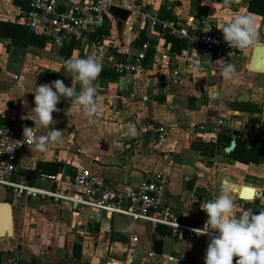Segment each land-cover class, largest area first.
<instances>
[{
    "label": "crops",
    "instance_id": "crops-1",
    "mask_svg": "<svg viewBox=\"0 0 264 264\" xmlns=\"http://www.w3.org/2000/svg\"><path fill=\"white\" fill-rule=\"evenodd\" d=\"M55 1L60 10L81 2ZM112 1L113 6L130 12L125 22L119 25L109 11L107 24L97 33L56 45L43 37L39 38L44 43L30 37L18 23L21 9L13 0H0V22L9 24L0 27V125L17 121L22 138L25 126L34 127V85L59 79L80 91V83L64 70L63 60L96 53L102 71L108 72L96 82L101 117L89 122L79 106L61 97L53 127L65 132L63 142L46 153L23 145L14 181L53 189L54 185L37 179V166L52 163L60 165L59 188L67 193L76 192L73 179L81 169L116 191L127 192L160 174L164 180L161 201L187 224L197 219L205 224L201 203L214 198L221 181L230 185L241 209L245 208L239 199L241 187L259 193L251 201L254 211L264 206V159L258 165L237 163L227 156L229 146L223 142L217 153L210 151L219 136L234 140V132L252 135L263 128L260 139L264 142V73L249 70L254 48L228 61L239 73L232 80L222 77L223 63L217 61L201 59L204 70L191 73L188 69L196 53L159 25L141 19L147 14L188 31L204 22L224 26L235 15L249 14L250 0L230 8L222 7V0ZM254 20L264 45V19L254 15ZM143 44L148 49L141 73L125 78L111 74L113 63L131 59ZM14 101L18 108L12 106ZM253 107L259 111L245 112ZM130 122L136 126L135 137L125 134ZM38 132L46 134L43 129ZM0 202L10 203L14 226L12 238L0 239L2 264L14 253L19 257L15 264H204L203 240L190 241L183 234L158 235L143 220L86 208L74 212L67 203L52 199L17 201L12 191L2 187ZM129 225L135 227L129 231ZM155 241L161 242V255L154 253Z\"/></svg>",
    "mask_w": 264,
    "mask_h": 264
},
{
    "label": "built area",
    "instance_id": "built-area-1",
    "mask_svg": "<svg viewBox=\"0 0 264 264\" xmlns=\"http://www.w3.org/2000/svg\"><path fill=\"white\" fill-rule=\"evenodd\" d=\"M113 6L112 0H81L71 8L60 10L55 0H32L28 10H20L18 23L37 37H43L48 42L61 45L71 42L88 33H93L107 24L109 10ZM91 18L93 22L85 23ZM142 21L149 20L151 25H159L161 29L186 44L190 50L196 51L200 59L228 62L249 49L237 50L230 48L224 41L223 25L204 22L194 30H178L167 22L158 21L147 14L141 15ZM207 26L212 30L204 33ZM148 49L143 44L140 50L129 60H121L112 64V69L121 78L134 76L143 71V61ZM251 49V48H250ZM234 55L228 56L229 52ZM18 108V102L12 103ZM221 124V122H218ZM6 129V137L0 135V187L12 191L14 199L20 200H56L67 203L71 211L77 212L82 208L95 213L106 215H122L132 219L146 221L155 229L158 225L171 230V235H185L190 241L203 240L204 253L210 238L206 235H196L191 229L196 228L186 224L170 206L164 204L161 193L164 180L160 174L153 180H145L127 192L116 191L113 187L102 182L100 178L87 169L76 172L73 179L74 193H67L59 188L58 175L38 172L37 179L43 183L55 186L53 189H44L30 185L27 181H14L19 149L25 144L22 138V129L17 121L8 125H0V132ZM248 140V138H245ZM79 234L87 235L86 230H79ZM135 242L136 238L132 237ZM151 256V255H149ZM19 257L14 253L7 264H15Z\"/></svg>",
    "mask_w": 264,
    "mask_h": 264
},
{
    "label": "clouds",
    "instance_id": "clouds-1",
    "mask_svg": "<svg viewBox=\"0 0 264 264\" xmlns=\"http://www.w3.org/2000/svg\"><path fill=\"white\" fill-rule=\"evenodd\" d=\"M240 0H222V7L230 8ZM93 22L91 18L85 23ZM212 30L207 26L204 33ZM222 36L229 47L245 50L260 46L258 30L255 26L254 14L235 15L234 18L222 27ZM196 52V51H195ZM234 55L229 52L228 56ZM201 57L197 55L191 60L189 71L200 73L204 70ZM207 62L211 63L209 58ZM221 75L225 80H232L238 76L236 65L232 62H223ZM63 68L71 74L72 79L79 82V92L73 87L66 86L62 80L52 81L50 84L35 86L34 127L23 128V139L31 150L46 153L51 146L63 142L64 131L55 129L53 113L61 97H64L82 109V115L89 122H95L102 115L101 105L98 103L99 85L96 83L103 70L101 58L96 53H90L85 58L72 57L62 61ZM43 129L46 134H39ZM126 135L135 137L137 129L134 123L126 125ZM6 129L0 132L6 139ZM190 205L187 208L188 214ZM207 220L203 228H193L196 235H206L210 238L204 257V264H264V210L254 214L252 208L241 209L234 198L230 185L221 181L217 194L213 199L201 203ZM135 225H129L131 231Z\"/></svg>",
    "mask_w": 264,
    "mask_h": 264
},
{
    "label": "trees",
    "instance_id": "trees-1",
    "mask_svg": "<svg viewBox=\"0 0 264 264\" xmlns=\"http://www.w3.org/2000/svg\"><path fill=\"white\" fill-rule=\"evenodd\" d=\"M31 1L32 0H13V3L14 5L18 6L21 10H28ZM248 12L251 14L260 16L262 19H264V0H250L249 5H248ZM164 19H169V16L165 15ZM3 26H9V24L0 22V27H3ZM23 30L25 32L26 31L28 32V30L24 27H23ZM29 35L32 38L41 39L43 43L46 41L43 38L33 36L31 33H29ZM68 47H69L68 50H70L72 45ZM106 74H108V72L102 71L100 75L104 76ZM111 74L116 75V77H119V75L115 73L114 71H111ZM252 109L253 110H251V108H247L245 112L247 111L248 113H257L259 111L258 108H255V107H253ZM262 132H263V128L257 134H252V135L249 133L238 134V136H236L234 139L235 147L230 153L227 154V156L231 158L232 160H234L235 162L240 163V164L258 165L261 162V160L264 159V142L260 139V133ZM245 138H249V140H245ZM232 140L233 139H230L228 136H219L217 142L214 145H211L210 151L217 153L219 148L220 147L222 148V145L220 146L221 142L224 143L223 145L229 146ZM59 170H60L59 164H52V163L51 164H39L37 166V172L42 171V172L53 174V175H56L59 172ZM188 225L192 227H196V228H203L204 221L202 219H197L194 222H189ZM155 233L158 235L170 236L171 230L165 226L158 225L155 228ZM75 249H77V247ZM2 255L3 254L0 253V264H2V260H1ZM36 263L38 262L36 261Z\"/></svg>",
    "mask_w": 264,
    "mask_h": 264
},
{
    "label": "water",
    "instance_id": "water-1",
    "mask_svg": "<svg viewBox=\"0 0 264 264\" xmlns=\"http://www.w3.org/2000/svg\"><path fill=\"white\" fill-rule=\"evenodd\" d=\"M109 11L118 20L119 25L125 22L126 19L130 16L129 11L116 6H112ZM249 70L251 72L264 73L263 44H260V46L254 48L252 59L249 65ZM233 135L237 136L238 133L234 132ZM234 147H235V141L233 140L230 142L229 147L225 149V152L230 153L234 149ZM258 195L259 193H257L253 188L241 187L239 192V199H242V201H244V207L249 209L252 208V202H251L252 199ZM261 210H264V206H259L255 211L253 209L254 214H257ZM13 235H14V226H13L12 207L8 202H0V239L3 238L9 239L12 238ZM154 253L161 255L160 241L154 242Z\"/></svg>",
    "mask_w": 264,
    "mask_h": 264
},
{
    "label": "rangeland",
    "instance_id": "rangeland-1",
    "mask_svg": "<svg viewBox=\"0 0 264 264\" xmlns=\"http://www.w3.org/2000/svg\"><path fill=\"white\" fill-rule=\"evenodd\" d=\"M8 193H10V195H11V192L8 191Z\"/></svg>",
    "mask_w": 264,
    "mask_h": 264
}]
</instances>
